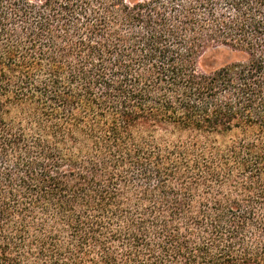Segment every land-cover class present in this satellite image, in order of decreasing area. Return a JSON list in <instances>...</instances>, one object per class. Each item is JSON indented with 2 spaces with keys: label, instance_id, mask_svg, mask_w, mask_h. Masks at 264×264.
<instances>
[{
  "label": "trees",
  "instance_id": "trees-1",
  "mask_svg": "<svg viewBox=\"0 0 264 264\" xmlns=\"http://www.w3.org/2000/svg\"><path fill=\"white\" fill-rule=\"evenodd\" d=\"M0 264H264V0H0Z\"/></svg>",
  "mask_w": 264,
  "mask_h": 264
},
{
  "label": "rangeland",
  "instance_id": "rangeland-1",
  "mask_svg": "<svg viewBox=\"0 0 264 264\" xmlns=\"http://www.w3.org/2000/svg\"><path fill=\"white\" fill-rule=\"evenodd\" d=\"M229 52L226 49H216L210 51L205 57V63L209 65V67H220L223 63H225L229 59Z\"/></svg>",
  "mask_w": 264,
  "mask_h": 264
}]
</instances>
